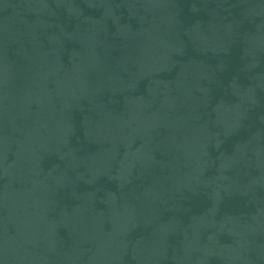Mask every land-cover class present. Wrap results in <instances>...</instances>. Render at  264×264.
<instances>
[{
	"label": "water",
	"instance_id": "water-1",
	"mask_svg": "<svg viewBox=\"0 0 264 264\" xmlns=\"http://www.w3.org/2000/svg\"><path fill=\"white\" fill-rule=\"evenodd\" d=\"M0 264H264V0H0Z\"/></svg>",
	"mask_w": 264,
	"mask_h": 264
}]
</instances>
